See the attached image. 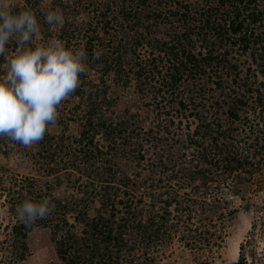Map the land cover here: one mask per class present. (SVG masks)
<instances>
[{"label": "trees", "instance_id": "obj_1", "mask_svg": "<svg viewBox=\"0 0 264 264\" xmlns=\"http://www.w3.org/2000/svg\"><path fill=\"white\" fill-rule=\"evenodd\" d=\"M37 1L34 0L32 5ZM49 5L47 8H39L36 12L41 26L39 36L49 37L53 31L54 26L45 23L44 17L47 12L53 10L60 12L63 15V23L57 32L58 40L67 48H83L86 51L87 70L95 72L98 84H94L91 89L94 91L93 97L90 103L84 106L86 112L81 122L75 120L74 114L70 111L66 112L67 116L66 114L63 116L62 112L65 111L63 107L67 105L68 99L77 97L81 99L85 87L89 88L90 82L85 79L84 74L76 92L67 99L68 101H63L66 105L59 107L57 125L62 130L59 138L61 144L55 146L47 157L39 154L37 162H42L43 167L46 164L49 166L56 164L59 158L69 155L71 151L76 162L68 163L65 160V166L73 165L78 169L80 162L89 166L98 164L97 160L106 154L102 144L95 141L99 133L102 134L105 148L106 143L110 145L111 141L113 146L108 152L113 158L118 155L115 151L118 141L124 146L123 149H118L121 159L128 156L125 150L130 145L139 148L137 150L132 148V155L136 153L139 159L144 158L143 146L142 143L139 144V139L143 134L145 135V132L140 128L139 122H133L136 121L134 120L136 115L127 110L126 115L129 114L127 119L117 122L105 116L106 108H109L111 103L107 95L110 86H125L131 77L137 82L136 92L140 96H149L154 100L204 98L206 89L203 78L209 79L208 72L218 79L214 82L215 85H220L222 79L226 77L236 83L241 71L247 80L249 73H252L253 80H257V76L261 77L263 80L259 82V86L264 85V0H51ZM33 11L35 12L34 9ZM33 45L35 44L29 46L34 47ZM95 53L102 55L97 59ZM232 53L249 55L250 64L245 70L240 68L238 57L235 58ZM133 67L136 71L132 70ZM109 75L113 78L108 83L106 78ZM144 88L148 89L146 93ZM236 89L238 92L239 86ZM247 93L257 95V107L259 111L263 108L261 119L264 121V93L261 89L251 86L247 88ZM222 99L236 102L239 100L237 103L243 105L241 98L238 94H234L233 90ZM178 104L180 108L186 109L183 102ZM230 105L227 107V114L229 120L233 122L238 116L234 104ZM67 120L77 127L76 137L64 135L68 130ZM203 120V117L199 120L201 124ZM133 124L135 130H131L130 135L134 138L125 137L126 131ZM205 125L207 128L205 135L209 133L211 136V146L198 148L192 160H198L202 167L196 166V171L178 168L172 163L170 169L165 158L157 155L162 172L158 170L157 175H154L157 179L152 182L149 192L145 194L149 197L146 213L135 208L136 204L145 202L144 194L136 199L131 198L133 199L131 202L124 203L114 199L115 196L118 197L119 190L109 194L108 187L103 188L102 194L95 191L93 197L90 196L89 200L84 199V202H76L73 196L67 199L56 198L53 195L54 187H60L63 183L61 179L56 178L53 182L46 181V187L42 186L38 190L34 189V184L31 183L29 189H25L24 192L22 187L16 190L14 208L17 209L26 199L38 202L49 198L53 201L55 211L47 218L37 220L35 225L51 229L56 264H156L157 258L161 255L159 251L173 241V234L185 230L180 221L183 216L179 214L174 216L173 212L178 213L179 210L171 209L173 204L178 203L179 196L164 182L166 177V182L170 179L168 172L172 171L175 178L177 177L181 182L195 183L197 180L201 186L208 188L210 184L217 182L219 172L225 175L244 170L246 179L249 180L254 177L253 172L260 169L259 165L253 166L248 162V154H244L245 158L240 159L237 154L222 156L225 147H220L217 137L221 134L223 136L222 131L225 129H222L221 124L215 123V120L206 122ZM214 127L219 129L218 134H212L211 129ZM199 128L201 126L197 128L196 133ZM49 135L46 132L40 144L41 153L43 145L51 143L55 138L54 135ZM144 135L145 142L153 143L154 139L158 142L157 137L144 138ZM65 139L70 142L69 145L63 142ZM159 141L163 142L161 138ZM155 145L159 147L158 143ZM250 155L256 159L263 158L264 146L254 150ZM220 156L224 159L222 166H220ZM248 166L253 169L249 170ZM55 168L56 171L59 170L56 166ZM87 171L91 177L98 176L97 171L90 169ZM108 173L111 172L107 167H101L100 175L105 177ZM64 175L65 182L69 183L70 174ZM241 181H244L243 178ZM128 183V178H123L122 185L128 186ZM19 190L22 192L20 193ZM121 193L124 196L128 194L126 191ZM100 195L102 199L99 206L89 207ZM117 204H120L121 208H117ZM254 209L255 213L262 215L260 217L264 219V202L257 204ZM73 213L76 214L72 216L75 222L71 223L68 221V215ZM182 213H185L186 223L188 221L189 225H195L193 213L189 208L184 206ZM219 217L224 218L222 215ZM207 223L209 224L202 225L204 231L198 226L188 230L195 233L196 239H201L211 248L214 245V243L211 245V240L217 239V236L210 231V228L215 229V223L208 218ZM75 224L80 225L81 228L77 234L74 232ZM30 230L31 226L18 221L12 226L11 244L15 262L25 257L27 252L25 240ZM194 236L190 234L191 239H194ZM183 239L184 236L178 240L182 242ZM218 240L221 241V238Z\"/></svg>", "mask_w": 264, "mask_h": 264}, {"label": "rangeland", "instance_id": "obj_2", "mask_svg": "<svg viewBox=\"0 0 264 264\" xmlns=\"http://www.w3.org/2000/svg\"><path fill=\"white\" fill-rule=\"evenodd\" d=\"M33 1L11 0L17 11L25 9L33 11L34 9L35 14L39 8L49 7L51 0H38L32 5ZM62 23L53 27L49 37L41 38L39 35L35 37L32 41L35 44L33 46L38 44L47 45L57 41V32H59ZM6 47L10 48V56L15 54L16 44L14 42L6 45ZM25 47L30 46L26 45ZM249 52L251 53V51ZM232 54L236 56L235 58L238 57L240 68L245 70L250 64L249 55ZM3 63L4 59L0 57V72L6 70ZM132 70L136 71V68L133 67ZM241 72L238 74L236 83L226 77L222 79L220 85H215L214 82L218 79L208 72L209 79L203 78V85L206 89L205 97H200V100H189L188 98L186 100H154L149 96H140L136 92L137 82L133 77L125 86L111 85L107 94L111 103L109 108H106L105 116L111 118L114 122L122 121L129 116V114L126 115L128 110L129 113L136 115L134 119L136 121L133 122L140 123V128L145 132V135L143 134L144 138L147 136L157 137L158 142L154 139L152 143L145 142L143 135L141 136L139 144L142 143L143 146L142 155L144 158L142 159H139L136 153L134 155L131 153L132 148L139 149L136 145L128 146L125 150L128 156L121 159V153L118 149H123L124 146H121L120 141L115 146L118 155L113 158L108 152L113 146L111 141L110 145L106 143L105 148V144L102 142V134L99 133L95 137V141L102 144L106 154L97 160L98 164L89 166L80 162L77 166L71 151L69 155L59 158L56 164L51 166L46 164L43 167L42 162H37L38 157L42 154L47 157L55 146L61 144L59 138L62 130L59 125L56 124L47 131L48 136L52 134L55 138L51 143L43 145L42 153L40 151L42 141L31 148H25L7 138L0 137V264H56L53 233L50 228L36 226V223L31 225V230L26 235L27 252L24 259L18 262L13 260L11 229L13 225L17 224L16 208L13 204L14 197L17 196L16 190L22 187L24 192L25 189H29L30 183L34 184L33 188L38 190L42 186L46 187V181L53 182L56 178L61 179L63 181L62 185L66 186L63 192L60 191L61 186L54 187L53 195L59 199H67L73 196L76 202H84V199L89 200L90 196L93 197L95 191L102 194L103 188L108 187L109 194H114L117 189L119 190L118 197H114L115 200H121L124 203L131 202L133 200L131 198L136 199L138 196H143V194L145 196L149 192L152 182L157 179L154 175H157L158 170L162 172L158 164V154L165 158L169 167L171 163L178 168H188L193 171L202 167L198 160L193 161L192 159L199 150L198 148H209L211 146V136L209 133L205 135V124L213 120H215V123L221 124L223 130L225 129V131H222L224 132L223 136L221 134L217 137L220 147H225L222 156L237 154L240 159L245 158L244 154H248V162L253 166L259 165L260 169L256 172L252 171L254 177L249 180L246 179L244 170L239 169L240 171L226 173L225 175L222 174L223 172H219L217 182H213L208 188L201 186V183L197 180L195 183L181 182L177 177L175 178L172 171L168 172L167 175L170 179L166 182V177L164 182L179 196L178 203L173 204L171 209L179 210L178 213L173 212V215L183 216L180 218L183 225H180L185 230L173 234V241L159 251L161 255L157 256L156 264H264V226H262L264 219L260 217L262 215H257L254 209L257 204L264 202V157L256 159L250 155L254 150L261 149L264 146V121L261 119L263 108L259 111L256 94L247 93L249 86L255 89L259 88L264 93V85L259 86V82L263 80L261 77L257 76V80H253L252 73H249V79L247 80ZM84 77L90 83H88V89L85 87L82 98L68 99L69 101L65 100L68 101L67 105L63 102L61 104L62 107L66 105L63 107L65 109L62 112L63 116L67 111H70L78 122L83 120L86 112L84 106L90 103V99L93 97L92 87H94V84H98L97 75L94 71L87 70ZM112 78V75L106 78L108 83ZM151 85L154 86L153 83ZM238 86L239 91L237 92L236 88ZM147 90V88H144L145 93ZM232 90L234 94H238V97L241 98L243 105L237 103L239 100L236 102L235 100L222 99ZM179 102H183L186 109L180 108ZM230 104H234L238 116L233 122L229 120L227 114V107L231 106ZM202 117L204 120L201 124L199 120ZM66 126L68 130L64 135L76 137L77 127L75 124L67 120ZM200 126L201 128L196 133L197 128ZM133 129L135 130L134 124L126 131L124 136L133 139L134 136L130 135ZM164 130L169 131L165 132ZM211 130L212 134H218L217 131L220 132L216 127ZM159 138L163 142H160ZM66 140H63V142L69 145L70 142ZM136 140L138 141L137 138ZM156 143L159 144V147H156ZM222 156L219 157L220 166L223 165L224 159ZM65 160L68 163L75 161L74 163L78 169L73 165L65 166ZM242 162L244 161L242 160ZM55 166L59 169L58 171H56ZM101 167H107L111 173L105 174V177L100 175ZM247 168L249 170L253 169L249 166ZM89 169L97 171L98 176H89L87 174ZM66 173L70 174L69 183L64 180V174ZM123 178H128V186L127 184L122 185ZM241 178L244 181H241ZM22 191L19 190L20 193ZM125 191L128 193L126 196L121 193ZM148 198V196H145V202L136 204L135 208L146 213ZM95 199L89 207L97 208L99 206L102 199L101 195ZM184 206L193 213L192 217L195 225H189V222L187 221V224L184 220L185 213H182ZM117 208H121L120 204H117ZM233 212H235L234 215ZM75 215V213L68 215V221L74 223L72 216ZM221 215L224 218L219 217ZM207 218L215 223V229L210 228V231L217 236V239L211 240V245L214 243L211 248L206 246V243L201 239H196L195 233L191 232L194 226H198L200 230H203L202 225L209 224ZM190 228L192 229L188 230ZM80 229V225H74L76 234ZM190 234L194 236V239H191ZM182 236L185 239L180 242L178 239H181ZM218 238H221V241ZM187 244L191 245L187 246ZM242 244L244 245L240 248Z\"/></svg>", "mask_w": 264, "mask_h": 264}, {"label": "clouds", "instance_id": "obj_3", "mask_svg": "<svg viewBox=\"0 0 264 264\" xmlns=\"http://www.w3.org/2000/svg\"><path fill=\"white\" fill-rule=\"evenodd\" d=\"M45 23L56 26L63 22L58 11H49ZM41 26L36 14L17 11L11 0H0V57L5 71L0 72V137L25 148L43 140L59 119V107L81 84L87 71V53L83 48H67L57 40L47 45H31ZM15 42L14 55L6 45ZM99 59L102 53L94 54ZM66 186L62 185L63 192ZM55 211L49 198L26 199L16 209L17 221L31 226Z\"/></svg>", "mask_w": 264, "mask_h": 264}]
</instances>
